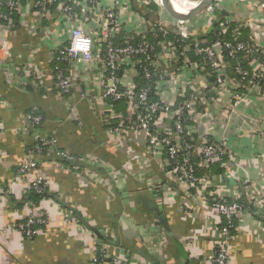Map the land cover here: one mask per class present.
Wrapping results in <instances>:
<instances>
[{"label":"crops","instance_id":"1","mask_svg":"<svg viewBox=\"0 0 264 264\" xmlns=\"http://www.w3.org/2000/svg\"><path fill=\"white\" fill-rule=\"evenodd\" d=\"M78 1L87 5L86 0ZM99 1L113 4V0ZM128 1L132 21L143 22L140 0ZM18 4L13 27L0 23V264H93L100 240L132 255L135 264H211L222 217L209 201L197 198L201 192L259 200L258 212L251 206L236 219L228 264H264V76L258 87L246 92L242 104L226 109L229 96L224 93L213 103V114L205 111L198 117V125L193 126L196 135L223 137L229 157L227 163L215 162L202 172L197 191H190L171 178L163 157L150 151L143 132H127L124 138L109 135L101 113L106 114L111 103L97 98L93 105L91 100L98 93L99 80L90 76L84 81V96L79 88L73 92L78 117H67L51 74L50 46L60 41L57 31L62 27L57 6L52 17L45 18L32 0ZM219 4L212 16L204 18L201 12L187 19L200 29L199 38L204 39L217 21L229 18L248 25L249 34L264 47V9L247 0ZM162 16L167 19L168 12ZM66 38L67 30L61 40ZM25 64L33 71L23 69ZM259 65L254 62L250 69L259 70ZM83 66L74 65L70 76L81 78ZM34 71L38 76H25ZM10 77L15 86L9 84ZM92 84L97 87L93 91ZM33 107L42 115L37 129L24 120ZM124 110L130 112L128 106ZM34 130L45 138L55 132L59 148L91 155L98 163L74 167L52 153H34L36 167L19 173L33 145ZM38 176L44 178L47 194L34 203L28 195ZM62 208L71 211L74 219H65ZM30 213L48 221L33 239L24 238L11 220H23Z\"/></svg>","mask_w":264,"mask_h":264},{"label":"built area","instance_id":"2","mask_svg":"<svg viewBox=\"0 0 264 264\" xmlns=\"http://www.w3.org/2000/svg\"><path fill=\"white\" fill-rule=\"evenodd\" d=\"M19 1L0 0V23L12 24L11 17L19 10ZM32 1L39 15L52 17L57 6L61 18L62 27L57 31L60 41L50 46L51 74L53 86L67 108V117L77 119L73 92L79 88V95L84 96L83 83L91 76L92 80H99L98 93L91 98L93 105L97 98L111 103L106 114L101 113L109 135L124 138L127 132H143L150 151L163 157L167 172L179 186L195 191L202 182V172L208 171L215 162L227 163L225 139H212L205 132L196 135L194 127L202 112L213 114L211 107L222 94H228L226 109H230L242 104L246 92L258 87L263 79L264 62L260 56L264 54V47L250 34L242 37L241 26L248 25L231 28V20L224 18L219 28L213 29L214 39L209 41L207 37L199 38L197 30L200 29H190L187 20L176 19L169 13L167 19L162 18V13L152 9L153 4L163 8L157 0L139 1L145 12L157 14L155 21L144 17L141 23L132 21L128 0H113L112 6L102 5L99 0H86L84 6L78 0ZM220 1L213 0L204 10L214 11ZM252 1L264 9V2ZM127 28L130 30L125 33ZM66 30L68 38L61 40ZM227 32H230L229 38ZM244 61L247 66L243 65ZM254 62L261 64L259 70L250 69ZM81 63L84 74L81 78H72V67ZM29 66L25 64L23 69H31ZM18 67L14 66L20 71ZM30 74L38 76L37 71L25 76ZM9 84L15 86L12 79ZM32 84L37 85V81ZM90 88L93 91L97 87L92 84ZM112 101L124 102L130 112L123 114ZM24 120L29 128L37 129L42 115L33 107L25 113ZM163 120L165 124H161ZM33 141L27 161L17 170L19 173L36 167L34 153H52L74 167L97 161L91 155H74L59 148L55 132L45 138L35 131ZM31 188L38 195L47 192L42 176L34 179ZM196 196L203 202L209 201L222 217L210 263L228 264V247L236 219L251 206H256L258 212L260 202L257 198L241 201L230 196L209 197L206 192ZM61 213L65 219H74L67 209L62 208ZM11 220L12 226L27 239H33L48 223L45 217L34 213L23 220ZM90 235L96 234L92 230ZM96 245L98 257L93 264H135L132 255L113 247L107 240H100Z\"/></svg>","mask_w":264,"mask_h":264},{"label":"trees","instance_id":"3","mask_svg":"<svg viewBox=\"0 0 264 264\" xmlns=\"http://www.w3.org/2000/svg\"><path fill=\"white\" fill-rule=\"evenodd\" d=\"M155 8H156V5L153 4V5H152V9H153V10H156ZM17 11H18V10H17ZM17 11H15V13H13V15H12V17H11V19H12V23L15 22V20H16V17H17ZM144 15L146 16V18H149V19L152 20V21H155V20L157 19V14L154 13V12H152V13H147V12H145ZM219 15H221V14H219ZM221 16H222V15H221ZM221 21H223V19H221L220 21H217L216 24H215L214 26H211V27L209 28L208 32L205 34L206 37L209 39V41H212V40L214 39V36H213V33H212V32H213V29L219 28ZM1 23H4V24L6 25V23H5L4 21H2ZM238 24H239V23H235L234 21H231V28H232V27H235V26L238 25ZM10 25H12V24H10ZM12 27H13V25H12ZM241 32H242V37H243V38H246V36L249 34V28H248V27H243V26H241ZM226 36L229 38V37H230V32H227ZM260 59H261L262 62H264V54H262V56H260ZM243 65H244V66H247L245 61L243 62ZM112 103H113L114 105H116L117 108H118V106H119V108H120L119 110H120L123 114H128V113L124 110V108L127 106L124 102H120V101H114V102H113V101H112ZM123 105H124V106H123ZM117 110H118V109H117ZM126 110H127V109H126ZM199 170H200V169H198V172H200ZM46 194H47V192L44 193L43 195H38V194H36V193L32 190V188H30V192H29V195H28V199H29L31 202L37 203V202L40 200V198L43 197V196H45Z\"/></svg>","mask_w":264,"mask_h":264},{"label":"water","instance_id":"4","mask_svg":"<svg viewBox=\"0 0 264 264\" xmlns=\"http://www.w3.org/2000/svg\"><path fill=\"white\" fill-rule=\"evenodd\" d=\"M260 2H264V0H258ZM164 8L167 10V12L176 19H184L187 20L191 16L197 15L198 13L202 12L205 9V6L211 4L213 0H201L200 4L196 9L193 11H190L189 13L181 14L176 12L173 7L168 3V0H162Z\"/></svg>","mask_w":264,"mask_h":264},{"label":"bare ground","instance_id":"5","mask_svg":"<svg viewBox=\"0 0 264 264\" xmlns=\"http://www.w3.org/2000/svg\"><path fill=\"white\" fill-rule=\"evenodd\" d=\"M160 2V5H163L162 0H157V2ZM191 1V2H189ZM168 0V3L173 7V9L178 12V13H189L190 11H193L194 9H196L198 7V5L200 4L199 0L197 3L194 2L193 0ZM164 7V5H163Z\"/></svg>","mask_w":264,"mask_h":264},{"label":"rangeland","instance_id":"6","mask_svg":"<svg viewBox=\"0 0 264 264\" xmlns=\"http://www.w3.org/2000/svg\"><path fill=\"white\" fill-rule=\"evenodd\" d=\"M186 1H189V0H186ZM194 1V0H193ZM199 0H195L194 2H198ZM222 1V0H221ZM242 1H244V0H242ZM247 1H252V0H247ZM189 2H191V1H189ZM253 2V1H252ZM158 3L160 4V2L158 1ZM221 7L220 6V4H219V2H217L216 3V5H215V9H216V7ZM253 7V6H252ZM157 11H159L160 13H162V15H165V13L167 14V11H166V9L163 7H161V6H157V8H155ZM217 11H218V9H216ZM202 12H204V13H201L202 15H203V17L205 18V17H209V15H211L212 16V12L213 11H211V10H203ZM205 14V15H204ZM195 17H198V16H195ZM194 24L192 23V22H190V23H188V26H189V28L191 29V28H193L192 26H193ZM195 26V25H194Z\"/></svg>","mask_w":264,"mask_h":264}]
</instances>
